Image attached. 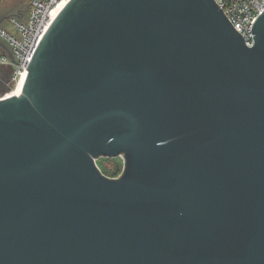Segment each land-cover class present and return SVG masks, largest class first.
<instances>
[{"label":"water","instance_id":"1","mask_svg":"<svg viewBox=\"0 0 264 264\" xmlns=\"http://www.w3.org/2000/svg\"><path fill=\"white\" fill-rule=\"evenodd\" d=\"M251 32L213 0H71L0 101V264H264Z\"/></svg>","mask_w":264,"mask_h":264},{"label":"built area","instance_id":"2","mask_svg":"<svg viewBox=\"0 0 264 264\" xmlns=\"http://www.w3.org/2000/svg\"><path fill=\"white\" fill-rule=\"evenodd\" d=\"M71 0H30L27 10L8 17L7 26L0 25V101L19 96L30 64L40 42L62 9ZM242 37L247 47L253 46L252 27L264 12V0H213ZM61 9V10H62ZM3 21V22H4ZM12 58H11V57ZM10 73L9 78L4 77ZM1 88V87H0Z\"/></svg>","mask_w":264,"mask_h":264},{"label":"rangeland","instance_id":"3","mask_svg":"<svg viewBox=\"0 0 264 264\" xmlns=\"http://www.w3.org/2000/svg\"><path fill=\"white\" fill-rule=\"evenodd\" d=\"M30 0H0V20L4 17H11L15 15L18 11L25 9ZM7 69H0L1 71H6ZM3 73V72H2ZM3 78V75H0V80ZM1 85V84H0ZM0 91L4 90L5 86H0ZM108 159V160H106ZM120 159V160H119ZM121 161V162H120ZM122 163L123 166V157L117 158H100L96 161V166L101 167V164H104L105 167L111 169L113 167L119 166Z\"/></svg>","mask_w":264,"mask_h":264},{"label":"trees","instance_id":"4","mask_svg":"<svg viewBox=\"0 0 264 264\" xmlns=\"http://www.w3.org/2000/svg\"><path fill=\"white\" fill-rule=\"evenodd\" d=\"M29 4V3H28ZM28 8V5L25 7V9H23L22 11L24 10H27ZM13 16V15H12ZM2 27L4 26H7V22H2L0 24ZM0 53H2V51L0 50ZM108 160V159H106ZM120 160V159H119ZM121 162V161H120ZM98 169L100 170V172L106 176L107 178H117L119 177V175L121 174L122 172V169H123V166H122V163L119 165V166H116V167H113L111 169L105 167L104 164H101V167L98 166Z\"/></svg>","mask_w":264,"mask_h":264},{"label":"flooded vegetation","instance_id":"5","mask_svg":"<svg viewBox=\"0 0 264 264\" xmlns=\"http://www.w3.org/2000/svg\"><path fill=\"white\" fill-rule=\"evenodd\" d=\"M8 17H9V16L2 18V19L0 20V24H1L4 20H6ZM3 74H5L4 77H5L6 79L9 78L10 73H5V72H3Z\"/></svg>","mask_w":264,"mask_h":264},{"label":"bare ground","instance_id":"6","mask_svg":"<svg viewBox=\"0 0 264 264\" xmlns=\"http://www.w3.org/2000/svg\"><path fill=\"white\" fill-rule=\"evenodd\" d=\"M61 9H62V7L60 6V8L57 10L58 11L57 13H59L61 11Z\"/></svg>","mask_w":264,"mask_h":264}]
</instances>
